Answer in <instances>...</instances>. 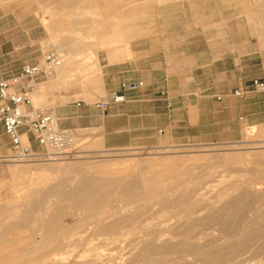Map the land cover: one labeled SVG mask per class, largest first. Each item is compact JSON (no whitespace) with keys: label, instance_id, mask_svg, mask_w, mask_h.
<instances>
[{"label":"rangeland","instance_id":"374dc122","mask_svg":"<svg viewBox=\"0 0 264 264\" xmlns=\"http://www.w3.org/2000/svg\"><path fill=\"white\" fill-rule=\"evenodd\" d=\"M0 6L23 7L28 12L31 25L36 26L34 35L40 37L42 51L56 48L54 33L59 38L60 31L65 32L62 34L65 39L68 38L64 34L72 32L75 42L90 46L92 38L87 37V33L90 28L97 27L117 31L119 41L107 46L123 51L137 22L148 27L154 21H173L175 36H180L181 26L188 23L197 26L205 19L204 16L206 19L214 16L217 25L222 27L221 37L233 42V45L229 43L223 47L227 56L233 58L239 53L246 65L259 67L264 64V48L257 46L256 35L251 33L252 26L264 24V0H0ZM44 19L50 26L47 31ZM58 51L64 58L65 54ZM94 55L92 52L76 54L71 73L95 71L98 62L94 60ZM67 56L71 57V54ZM227 59L228 62H223L221 83L235 71L234 64ZM98 80L93 76V83L87 91L93 97L86 99L82 96L81 84L71 85L66 79L59 81L50 77L42 81L36 91L51 88L46 91L44 99H33V104L48 109L55 103L69 100L95 102L102 96L101 90H96ZM213 93L203 90L196 94L210 98ZM75 137V148L71 154L55 159L8 161L2 157L10 153V149L0 152V264H51L54 258L57 262L60 257H64L63 263L56 264H109L113 261L134 264L135 259V262L138 261L135 264H218L214 257L220 251L234 254V264H264V233L262 236L251 235L252 230L264 224L263 126H245L238 140L187 141L148 148L105 149L100 143L90 147L88 144L93 141L89 138L76 133ZM153 174L162 187L156 192L141 191L134 201L121 194L118 186H112L107 196L97 201L99 204H86L79 209L70 197L59 195L70 190L83 177L98 180L104 176L118 178L122 184L130 180L141 184ZM198 187L204 195L195 199L190 192ZM49 188L52 189L51 194L38 199L37 194ZM29 191L35 194L30 197L33 200L31 211L26 195ZM245 192L249 201L240 219L233 221L224 215L219 216L218 208H235L231 199ZM182 194L189 196L186 201L179 202L175 208L157 212L159 201L179 198ZM127 200L132 201L131 206L146 205L145 214L128 223V228H123L127 232L121 242H105L103 237L107 234L96 230L94 219L99 217L108 222L123 216L122 210L118 209ZM193 203L205 207L197 214L215 218L214 221L226 228L225 231L218 230L214 221L211 222L215 229L200 232V226L197 227L195 221L168 219L173 212ZM53 207L56 209L54 219L47 220ZM41 224L56 229L58 234L54 238L49 237L46 242L40 241ZM190 224L195 230L187 228ZM237 224L239 227H236ZM182 226L186 228L182 230ZM228 227H232L233 232ZM184 231H187L185 235ZM128 260L133 261L129 263Z\"/></svg>","mask_w":264,"mask_h":264},{"label":"crops","instance_id":"0c3cea01","mask_svg":"<svg viewBox=\"0 0 264 264\" xmlns=\"http://www.w3.org/2000/svg\"><path fill=\"white\" fill-rule=\"evenodd\" d=\"M0 9L1 79L15 74L26 63L36 62L42 49L40 37L34 35L36 26L31 25L23 7L0 6ZM204 17L197 26L189 23L181 26L180 36H175L173 21H154L148 27L137 22L123 51L107 46L119 41L115 30L90 28L87 33L92 38L90 46L75 42L72 32L64 34L68 39L62 37L65 32L60 31L59 38L55 32V47L69 51L73 59L82 52L95 54L99 71L96 90H101L102 96L119 88L122 82L141 81L142 84L127 89L126 101L111 104L105 111L97 108L95 102L81 100L58 102L48 110L58 118L59 126L89 138L93 141L88 144L90 147L100 143L105 149L238 140L245 126L264 127V95L251 92L238 97L230 93L264 72V64L246 65L239 53L237 57L227 56L223 47L233 42L221 37L222 27L217 25L214 16ZM43 25L46 31L50 29L45 19ZM251 33L256 35L257 46L264 48V24L252 26ZM227 57L235 71L231 69L227 80L221 83ZM50 88L35 90L32 101L34 96L44 99ZM80 90L84 98L93 97L87 92L88 87ZM203 90L224 94L220 100L196 94ZM166 98L172 101L171 117L166 112ZM0 128V152H3L9 148V139L1 124ZM30 143L37 148L34 142Z\"/></svg>","mask_w":264,"mask_h":264},{"label":"built area","instance_id":"2783aa9c","mask_svg":"<svg viewBox=\"0 0 264 264\" xmlns=\"http://www.w3.org/2000/svg\"><path fill=\"white\" fill-rule=\"evenodd\" d=\"M62 62V55L56 48L40 53L36 62L22 65L15 74L0 79V124L9 139L10 153L3 160H50L67 156L75 148V133L72 129L58 125V118L47 108L34 105L32 94L38 85L52 77ZM142 82H122L119 88L111 90L107 96H100L95 106L105 111L111 104L126 101L125 91ZM258 92L264 95V72L251 78L246 85L233 88L230 93L243 97ZM165 94V92H163ZM223 94L213 93L220 100ZM166 112L172 116V101L166 98ZM34 142L37 148H33Z\"/></svg>","mask_w":264,"mask_h":264},{"label":"bare ground","instance_id":"6f19581e","mask_svg":"<svg viewBox=\"0 0 264 264\" xmlns=\"http://www.w3.org/2000/svg\"><path fill=\"white\" fill-rule=\"evenodd\" d=\"M59 50V49H58ZM63 54H65V57L62 58V62L61 64L56 68L55 70V73L54 75L51 77L52 79L54 80H59V81H63V80H67L68 83L67 84H71V85H74V84H81V88H85V87H88L89 85H92L93 83V76H95L96 78H99V71H98V68L96 67V70L93 71L92 73L90 72H85V73H71V66L74 65L72 63H74V61H76L75 59L71 57H68L67 55L70 56V54H68L69 51L67 50H62L61 51ZM67 57V58H66ZM70 59V60H69ZM99 82V80H98ZM41 84L38 85V88H40ZM37 96H34L33 99L35 100ZM86 165V164H84ZM75 179V177H74ZM259 185V184H258ZM116 187L118 186L120 188V193L121 194H125L129 197L130 200H133L137 198V196H140L141 195V191H146V190H149V191H157L158 188L162 187L161 185L157 184V180H156V177L155 175L153 174L152 176H150L148 178V181H143L141 184H138L137 182L133 181V180H130L124 184H122L118 178H111V177H104L102 176L100 179L98 180H94L92 178H89V177H83L81 180H79L75 185L72 186V188L68 191H64V192H61L59 195L61 197H64V198H68L70 197L72 200H73V204L76 206V209H79L81 207H83L84 205L86 204H93V203H96L99 199L101 198H104L107 196V192L108 190L111 188V187ZM235 190V189H234ZM159 191V190H158ZM161 191V190H160ZM238 191V190H237ZM52 192V189L49 188V189H46L40 193L37 194L38 196V199H44L45 197L49 196ZM34 194V192H27V198H28V208L29 210L31 211L32 210V204H33V200L30 199V197ZM258 194V193H257ZM35 195V194H34ZM190 195L191 197L193 196L195 199H199L201 196L204 195V192L203 191H200L199 190V187L196 188V189H193L191 190L190 192ZM206 195V194H205ZM236 195V194H235ZM242 195V194H241ZM245 196V197H243ZM253 196V194H252ZM257 196V195H256ZM189 196H187V194H182L179 198H173L171 200H163V201H159L158 204H159V209L157 212L159 211H165L167 208H175V206L179 203V202H183V201H186L188 199ZM260 197V196H259ZM170 199V198H169ZM255 199V198H254ZM257 199H258V196H257ZM126 201L123 203V205H121L119 207L118 210H122V212L124 213L123 216L117 218V219H113V220H110L108 222H105V221H102V219H100L99 217L97 219H94V221L96 222V230L99 232V231H102L101 233L102 234H107V236L103 237V240L106 242H110V243H119L123 240V237L125 236V231L123 230V228H128V223L132 222V221H135L138 219L139 216L145 214L146 210H145V206H131L130 203L132 201ZM147 200V199H146ZM230 200V199H229ZM149 201V200H148ZM228 201V200H227ZM249 201V195L246 196V192L244 195L242 196H234L232 199H231V202H232V205H234L235 208L229 206L228 208L226 207H221V208H218V214L219 216L223 217V215L227 218L229 217L228 219H232L233 221L235 219H240L241 216H242V212H243V208L244 206L248 203ZM230 202V201H229ZM230 202V203H231ZM47 203V202H46ZM98 203V202H97ZM225 203V201H224ZM251 203H255V202H251ZM99 204V203H98ZM256 204V203H255ZM46 205V204H44ZM96 205V204H95ZM155 205V204H154ZM47 206V205H46ZM222 206V204H221ZM254 206V205H253ZM252 206V207H253ZM148 207V205H147ZM216 207V206H215ZM218 207V206H217ZM220 207V206H219ZM205 207L203 205H199L198 203H193L191 206L185 208V209H182V210H178L176 212H173L172 214H170L168 216V219H171V218H174L175 221H177L178 219L180 218H186V219H190V221H195L194 223H196L195 225H197V227H199L200 229H198V231L200 232H203L204 230L206 231V229H215L213 228V224L212 222L215 220V218L212 219L211 218H208L205 214H197L198 212H200L201 210H203ZM246 208V207H245ZM150 209V208H149ZM255 209H256V206H255ZM96 210V209H95ZM99 210V209H98ZM43 211V209H42ZM55 211L56 209L53 207L51 209V214L47 216V220H53L54 219V216H55ZM114 211V210H112ZM115 212V211H114ZM217 212V211H216ZM257 212V211H256ZM156 213V212H155ZM194 214L197 215L194 217ZM217 214V213H216ZM150 216V215H149ZM147 216V219L148 217ZM260 216V215H259ZM103 217V216H102ZM210 217V216H209ZM95 218V217H93ZM92 218V219H93ZM217 218V217H216ZM245 218V217H244ZM84 219V217H83ZM145 219V220H147ZM219 219V218H217ZM216 219V220H217ZM141 220V219H140ZM220 220V219H219ZM183 221V220H182ZM188 220H186L187 222ZM212 221V222H211ZM262 221V220H261ZM186 222L184 225H186ZM216 222V221H214ZM239 222V221H238ZM237 222V223H238ZM242 221H240L241 223ZM248 222V221H247ZM180 225L182 224L180 221H179ZM192 223V222H191ZM217 225H218V230L221 231V229L223 230L224 228H222V225L219 224V222L217 221L216 222ZM227 223V222H226ZM92 224V223H91ZM189 224V223H187ZM193 224V223H192ZM251 224V223H250ZM256 224V223H255ZM130 225V224H129ZM176 224H174V227ZM179 225V224H178ZM183 225V224H182ZM212 227H211V226ZM232 225V224H231ZM239 224L236 225V227L238 226ZM252 226V225H251ZM183 227V226H182ZM236 227H234L236 229ZM239 227V226H238ZM181 228V227H180ZM179 228V229H180ZM186 228V226H184L182 228V230ZM188 229H194L193 226L190 224L189 226H187ZM229 228V227H228ZM227 228V229H228ZM40 229L42 231V235H41V238H40V241H45L50 237V238H54L57 234H58V231L54 228H49L48 226H44L43 224L40 225ZM172 229V228H171ZM174 229V228H173ZM172 229V230H173ZM226 229V228H225ZM224 229V231H225ZM234 229V230H235ZM168 230V229H167ZM195 230V229H194ZM245 230V229H243ZM40 231V230H39ZM188 231V230H187ZM187 231H184V235H185V232ZM197 231V232H198ZM229 231H232V227L229 228ZM236 231V230H235ZM251 231V230H250ZM170 232V231H169ZM180 232V231H179ZM197 232H194L193 234L194 235H197ZM233 232V231H232ZM166 233V232H165ZM173 233V232H172ZM171 233V234H172ZM196 233V234H195ZM262 233H264V224H261L259 227L255 228L254 230H252L251 232V235L252 234H261V236L263 235ZM147 234V233H146ZM170 234V235H171ZM192 234V233H191ZM192 234V236H194ZM223 234V233H222ZM225 234V233H224ZM110 235V236H108ZM164 234H162L163 236ZM190 235V234H189ZM226 235V234H225ZM168 236V235H167ZM191 236V235H190ZM250 237V236H248ZM148 238V237H147ZM251 238V237H250ZM150 239V238H149ZM199 239V238H198ZM253 239V238H252ZM102 240V239H101ZM102 240V241H103ZM147 240V239H146ZM233 242V241H232ZM147 243V241H146ZM194 244L196 243L195 241L193 242ZM53 247L52 249H54L55 247V242L52 243ZM138 245V244H137ZM226 245V244H225ZM136 246V245H135ZM183 246V245H182ZM221 246V245H220ZM143 247V246H142ZM166 247V246H165ZM191 247V246H190ZM144 248V247H143ZM181 248V247H180ZM193 248V247H192ZM243 248V247H242ZM163 249V248H161ZM182 249V248H181ZM202 249V248H201ZM195 250V249H194ZM200 250V249H199ZM218 250V249H216ZM239 250V249H238ZM146 251V249H145ZM161 251V250H160ZM186 251V249H185ZM193 250H187V252H190ZM219 251V250H218ZM243 251V249H242ZM138 252V251H136ZM144 252V251H143ZM172 252V251H171ZM195 252V251H193ZM192 252V253H193ZM240 252V251H239ZM233 253V252H231ZM237 253V252H236ZM95 254V253H94ZM98 254V253H97ZM96 254V255H97ZM139 254V253H138ZM159 254V252H158ZM165 254V253H163ZM196 255H199V254H196ZM137 256V255H136ZM92 257H95V256H92ZM127 257V256H125ZM132 257V256H131ZM135 257V256H134ZM133 257V258H134ZM154 257V256H153ZM182 257V256H181ZM194 257V256H193ZM214 257V256H213ZM63 258L64 257H60L57 259V262L55 261V258L54 260H52L51 264H56V263H63ZM138 258V257H137ZM163 258V257H162ZM215 261L218 263V264H234L233 263V260H234V254H230V253H226L224 251H220L218 252L216 255H215ZM121 259H124V257H121ZM130 259V258H129ZM135 259V258H134ZM139 259V258H138ZM149 259V258H147ZM156 259V257H155ZM213 259V258H211ZM136 260V259H135ZM134 260V264L137 263L135 262ZM141 259H139L140 261ZM164 260V259H163ZM161 260V261H163ZM92 261V260H91ZM133 261V260H132ZM132 261H129L128 262H132ZM145 261V260H143ZM147 261V260H146ZM145 261V262H146ZM151 261V260H150ZM160 261V262H161ZM188 261V260H187ZM195 261V260H194ZM141 262V261H140ZM192 262V261H190ZM142 263V262H141ZM178 263V262H177ZM200 263V262H199ZM207 263V262H206ZM210 263V262H209ZM214 263V262H213ZM92 264V263H91ZM109 264H119V261H113ZM194 264V263H192ZM202 264V263H200ZM205 264V263H204Z\"/></svg>","mask_w":264,"mask_h":264}]
</instances>
